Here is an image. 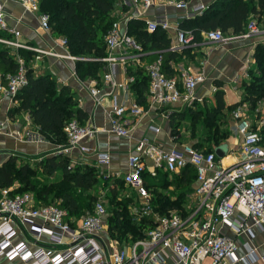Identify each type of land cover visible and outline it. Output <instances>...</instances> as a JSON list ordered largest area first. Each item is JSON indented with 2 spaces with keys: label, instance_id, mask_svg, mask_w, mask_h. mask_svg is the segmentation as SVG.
Wrapping results in <instances>:
<instances>
[{
  "label": "built area",
  "instance_id": "obj_1",
  "mask_svg": "<svg viewBox=\"0 0 264 264\" xmlns=\"http://www.w3.org/2000/svg\"><path fill=\"white\" fill-rule=\"evenodd\" d=\"M18 2L25 12L38 10L39 0ZM133 2L140 6L139 13L143 14L155 0ZM166 3L185 11L189 7L188 0H167ZM205 8L204 4H199L193 7V11L200 13ZM39 20L41 28L50 32L48 16L41 13ZM145 25L150 33L158 28L174 31L176 43L170 45L171 51L180 52L201 43L193 42L191 32L181 30L168 17L160 22L145 20ZM263 29L264 15L261 22L249 21L240 34L227 37L218 29L209 30L203 33V41L224 44L257 35ZM0 30L12 36L19 35L17 30L8 26L1 6ZM59 40L69 58L81 59L68 53L65 38ZM1 41L16 49L32 50L17 41ZM105 43L106 56L102 60L108 70L101 75L100 83L88 79L86 86L97 105L104 96L111 98L108 131L127 137L146 111L136 101H117L114 89H125L134 77L130 75L126 82H117L112 68L117 62H138L141 47L126 31L119 30V21L113 24ZM34 51L44 52L40 49ZM160 64L159 58L147 66L149 105L171 108L201 101L197 89L207 79L203 70H195L190 64L182 65L177 68L176 75L165 77ZM26 83V68L21 63L13 74L0 73V99L5 96L13 101ZM105 85L107 88L102 92ZM248 107L243 103L231 111V135L239 139L241 157L229 165L222 164L213 150H197L191 144L177 146L174 143L165 149L146 138L137 141L135 151L127 159L128 171L122 176L124 185L129 188V195L123 196L133 197L130 204L132 220L138 225L143 224L140 225L142 237L133 239L130 244L124 240H112L108 235L107 207L102 197L97 198L91 213L80 217L78 227H73L74 217L67 220V212L59 204L40 203L29 192L12 194V188L4 189L0 195V258L18 260L21 264H204L206 258L210 259V264H251L257 260L264 264V254L257 255L256 248L249 244H244V255L236 254V237L242 234L251 237L252 228L264 229V136L261 128L257 129L245 113ZM6 124V120H0V133ZM149 128L160 131L151 120ZM96 133L97 127L92 122L69 121L65 127L66 144L59 145L57 153L68 155L70 166L79 165L75 156L89 155L95 157L97 166H105L110 161V153L85 145ZM187 165L194 167L196 176L194 187L186 196V205L182 210L159 214L146 179L151 176L156 180L160 170L178 173ZM27 233L29 240L17 239Z\"/></svg>",
  "mask_w": 264,
  "mask_h": 264
},
{
  "label": "trees",
  "instance_id": "obj_2",
  "mask_svg": "<svg viewBox=\"0 0 264 264\" xmlns=\"http://www.w3.org/2000/svg\"><path fill=\"white\" fill-rule=\"evenodd\" d=\"M118 3L119 0H39L38 8L48 16L51 34L65 38L68 53L81 58L75 61L74 68L76 76L81 80L96 79L100 83V76L105 68L102 60L106 56L105 37L118 21ZM263 15L264 0H213L200 15L182 20L178 27L191 32L193 42H201L202 34L209 30L218 29L224 34H240L245 31L249 21L261 22ZM126 33L141 47L139 61L126 69L127 74L134 77L129 84L138 94V102L148 92L147 66L160 58L162 73L165 77H172L175 73L170 62L176 59L178 52L169 50L170 39L166 31L158 28L150 33L142 20L130 19ZM0 36L11 37V34L0 30ZM34 54L23 48L11 50L8 46H0V73L13 74L19 67L18 56L28 65L26 61L32 59ZM192 54L191 58L195 57V53ZM252 57L254 64L247 72L248 80L241 84L244 89L243 103L249 107L258 105L264 99V43L255 46ZM26 76L27 83L15 97L19 102L17 110L28 112L41 137L54 144L65 145L67 123L76 118H84V112L77 107L68 86L59 87L50 75L36 76L31 69H26ZM213 98L212 105L205 101H194L190 105L181 106V111L169 113L170 133L174 142H178L180 127L186 123L189 137L193 139L190 144L195 149L214 151L215 147L226 143L225 139L231 135L230 124L228 128H222L220 121L223 112H230L235 105L225 107L222 90H216ZM260 112L264 116V106ZM199 129L205 130L208 135H196ZM261 133L264 136V125ZM200 137L202 140H199ZM204 141L208 143L205 145ZM17 160V156H10L0 165V189L9 188L18 181V187L12 194L31 193L35 189L36 196L33 197L37 202L51 203V187L44 185L36 189L38 183H34L31 175L35 168L27 163L18 165ZM69 160L68 155L56 153L38 160L35 164L42 179L55 172L61 175L57 185L65 186L53 190L51 198L61 200L60 206L66 210L67 220L74 217L77 221L82 215L93 211V205L98 198L93 190L100 184L102 189L107 190L105 197L108 196L110 200L106 219L108 235L118 240L129 235L133 239L142 237L143 224L133 222L130 212L129 206L133 197H119V188H124L122 179L103 177L96 166H70ZM195 176V169L191 165L185 166L178 173L163 172L160 180L158 175L160 187L166 186L167 191H156L153 194L155 209L160 214L173 209L182 210L186 194L193 188ZM159 184L152 183L148 187H157Z\"/></svg>",
  "mask_w": 264,
  "mask_h": 264
},
{
  "label": "crops",
  "instance_id": "obj_3",
  "mask_svg": "<svg viewBox=\"0 0 264 264\" xmlns=\"http://www.w3.org/2000/svg\"><path fill=\"white\" fill-rule=\"evenodd\" d=\"M167 0H155L143 14H140V6L136 5L133 0H119L116 8V14L119 21V30L125 32L127 30V22L130 19H139L145 23V20H155L160 22L165 17H168L171 23L176 25L184 19L193 18L200 15L202 12L193 11V7L204 4L206 7L213 0H188L189 7L185 10H180L166 3ZM0 6L4 14L5 21L10 28L19 32V35L11 37H3L7 40L17 41L21 44L32 48L34 56L26 61L19 57V63L23 64L26 69H31L33 75H50L60 86H68L73 100L77 103V107L84 112V118L76 120L79 123H94L97 127L95 137L86 141L85 145L91 149L107 151L110 153V161L105 166H97L95 157L92 155L77 156L75 160L82 165H91L98 168L99 174L103 177H112L114 179H122L124 173L128 171L127 159L129 154L135 151V145L141 138H146L150 141L161 144L165 149L171 148L174 143L177 146L181 144H189L193 139L189 137V133H184L183 129L178 139L179 143L173 141L170 133V125L168 121L169 113L181 111L183 107L151 106L147 100V92L143 100L138 101V94L132 89L130 84L125 86V89L115 88L114 95L118 102L136 101L146 111L145 114L134 124V129L127 137H119L108 131L109 119L108 111L112 103L109 96H104L101 104H95L93 97L89 94L86 86L88 79L81 80L75 74V61L69 58L66 50L60 45V38L54 37L51 32L41 28L39 16L41 14L39 8L36 12H25L18 0H0ZM170 39V45L176 43V35L174 31L166 32ZM203 36V34H202ZM258 43H264V29L257 35L247 39H233L228 43L216 44L201 41L194 47L184 48L178 52L176 59L170 62L174 75L177 73V68L182 65H192L197 70H203L206 75V81L197 89V95L201 98V102L205 101L209 105L214 103V93L216 90L223 91V102L225 107L235 105L241 97V87L238 86L243 77H248V69L254 64L252 57L254 48ZM190 48H192L190 50ZM16 49V48H14ZM35 49L43 50V53L34 51ZM28 50V49H27ZM189 50V53L187 52ZM187 53H186V52ZM195 53V57L190 55ZM134 63L130 60L125 64L117 62L113 65L114 78L117 82H126L130 76L127 74V67L133 66ZM108 70V65L105 63V68L102 72ZM101 74V75H102ZM245 75V76H244ZM242 76V78H241ZM101 78V76H100ZM240 78V79H239ZM244 79V78H243ZM239 82V83H238ZM107 86L101 88L105 92ZM19 102L15 98L10 100L9 97L2 96L0 99V120H6V127L0 133V165L5 162L10 156L31 157L37 158L47 157L53 154L54 148L58 144H52L48 139L40 136L37 128L31 122L30 116L26 111H19L17 107ZM235 108V107H234ZM233 108V109H234ZM165 113V115H163ZM150 120L152 124L159 126L160 131L155 132L149 128ZM185 128V126H183ZM37 137V138H36ZM184 140H181V138ZM38 139V140H36ZM228 150L226 155L221 158V163L229 165L240 159L239 141L232 136L231 141H226ZM162 170L158 172L159 180ZM158 175L153 184L158 182ZM148 182V179H146ZM149 184H152L148 182ZM16 184L9 188H14ZM125 186V185H124ZM194 187V184L192 185ZM127 188V187H126ZM4 189H0V195ZM129 191V188H127ZM171 189V188H170ZM163 191V190H162ZM192 191V190H191ZM191 191H188V196ZM11 192V191H10ZM121 194H119V197ZM132 196V195H131ZM185 197V204L187 203ZM160 214V213H159ZM79 219L74 221L73 227H78ZM253 235L251 237L242 234L235 238L237 243L236 254L244 255V244H249L256 248V254H264V229L258 230L252 228ZM25 235V236H24ZM20 235L17 239H30V235ZM0 264H21L18 260L9 261L5 257L0 258ZM204 264H210V259L206 258ZM244 264V263H238ZM251 264H262L259 260Z\"/></svg>",
  "mask_w": 264,
  "mask_h": 264
},
{
  "label": "rangeland",
  "instance_id": "obj_4",
  "mask_svg": "<svg viewBox=\"0 0 264 264\" xmlns=\"http://www.w3.org/2000/svg\"><path fill=\"white\" fill-rule=\"evenodd\" d=\"M226 36L227 37H232L233 34L231 33H226ZM4 36H0V46H8L9 48H11V50H14V47L11 46V45H8L6 43H4L3 41H1V39H4L3 38ZM244 39H247V38H244ZM17 60H18V57H17ZM253 66V65H252ZM195 69V68H194ZM197 70V69H195ZM249 70V69H248ZM245 76V75H244ZM242 78V76H241ZM244 78V79H243ZM241 80H240V83L238 84V86L241 87V84L243 83V81L245 80H248V77H243ZM240 79V78H239ZM243 92H244V89L241 87V97H240V100L238 103L235 104V106L239 105V104H243ZM198 102H201V101H198ZM264 106V99L261 100V102L258 104V105H255L254 107L250 106L248 107V109L245 111V113L247 114V116L249 117L250 121L253 123V124H256L257 125V129L262 128V126L264 125V116L261 114V110H262V107ZM232 111V110H231ZM231 111H224V115H222V119H221V127L222 128H228L227 126L230 124V122L232 121V118H231ZM183 126H185V128H183ZM183 129L184 130V133H190L189 132V129H188V126H186V123H183L182 126L180 127V131H182ZM231 131V130H230ZM196 135L198 136H203V135H208V133L203 130V129H199L196 133ZM202 137L199 138V140H202L201 139ZM181 140H184V138L182 137ZM232 140V136L230 135L227 139H225V141H231ZM239 141V139H238ZM176 143H179V142H176ZM205 145L208 143V142H205ZM53 144V143H52ZM181 144V143H180ZM190 144V143H189ZM57 150L58 148L55 147L54 148V151H53V154L51 155H55L57 153ZM50 155V156H51ZM49 156V155H47ZM18 160H17V164L20 165V164H23V163H27L29 165L32 166V168H35V172L32 173V179L34 181V183H38L36 187V189L40 188V186H44V185H47L49 187H51V193L49 195V200L51 203H55V204H59L61 203V200H59L58 198H51L52 196V191L53 190H56V189H59V188H62L64 187L65 185H57V182L61 179V175L58 173V172H55L53 175H50V176H47L46 178H40L41 175L38 174V169H36V162L38 160H40V158H37L36 156H31V157H17ZM42 158H45V157H42ZM41 158V159H42ZM56 181V182H54ZM155 179H153V177L151 176H148V182L150 183H154ZM18 181L15 182L16 186L11 190V191H15L16 188L18 187ZM152 187H150L152 191V193L154 194L156 191H159V192H166L167 191V187L165 186L164 188L163 187H160V184L156 187L153 185H151ZM120 190V193L121 194V198L122 196L125 194L126 195H129V191L128 189L126 188V186H124L123 189H121V187L119 188ZM163 190V191H162ZM14 193V192H13ZM33 193L34 196H36L35 194V189L31 190V194ZM93 194L97 195V197H102V199L104 200V203L108 209V204H109V201L108 200V196L105 197L108 192L106 189H102V187L100 186V184H98L96 190H93ZM124 197V196H123ZM108 200V201H107ZM185 204V203H184ZM110 205V204H109ZM130 207V206H129ZM106 229H107V233H108V226L106 224ZM111 238V237H110ZM123 238V237H122ZM115 238H112V240H114ZM117 241H126L128 244H130V242L133 241V236L129 235L124 237L122 240H118L116 239Z\"/></svg>",
  "mask_w": 264,
  "mask_h": 264
},
{
  "label": "water",
  "instance_id": "obj_5",
  "mask_svg": "<svg viewBox=\"0 0 264 264\" xmlns=\"http://www.w3.org/2000/svg\"><path fill=\"white\" fill-rule=\"evenodd\" d=\"M228 150V145L226 143L221 144L214 148V153L217 156V158L221 159L223 158Z\"/></svg>",
  "mask_w": 264,
  "mask_h": 264
}]
</instances>
